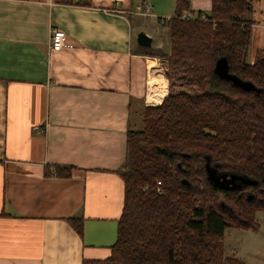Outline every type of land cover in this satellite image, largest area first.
Masks as SVG:
<instances>
[{
  "label": "crops",
  "instance_id": "0c3cea01",
  "mask_svg": "<svg viewBox=\"0 0 264 264\" xmlns=\"http://www.w3.org/2000/svg\"><path fill=\"white\" fill-rule=\"evenodd\" d=\"M189 1L191 15L210 12L212 0ZM175 8L176 0H0V264L110 256L128 129L169 92L160 35ZM251 17L254 62L264 0ZM56 28L73 48L51 49ZM140 31L150 46L137 42ZM55 164L72 166V176L47 175ZM72 216L83 217L82 235Z\"/></svg>",
  "mask_w": 264,
  "mask_h": 264
},
{
  "label": "trees",
  "instance_id": "16d2710c",
  "mask_svg": "<svg viewBox=\"0 0 264 264\" xmlns=\"http://www.w3.org/2000/svg\"><path fill=\"white\" fill-rule=\"evenodd\" d=\"M258 1L212 0L207 15L193 16L189 0H176L174 16L164 22L169 92L159 106L144 108L142 127L127 132L117 239L108 258L82 264H246L225 255L224 238L229 228L258 232L257 212L264 211V50L249 60ZM223 57L231 73L260 91L222 78L215 67ZM208 157L220 172L259 186L213 185ZM72 172L67 165L45 169L60 177ZM68 222L83 234V217Z\"/></svg>",
  "mask_w": 264,
  "mask_h": 264
},
{
  "label": "rangeland",
  "instance_id": "374dc122",
  "mask_svg": "<svg viewBox=\"0 0 264 264\" xmlns=\"http://www.w3.org/2000/svg\"><path fill=\"white\" fill-rule=\"evenodd\" d=\"M167 29L161 30V38L168 51L170 47ZM164 52V51H163ZM165 59V73L167 71L168 53L163 54ZM167 78V76H166ZM168 79V78H167ZM169 81V79H168ZM170 84V81H169ZM135 121L138 122L137 127H142L143 122L141 116H134ZM257 218L261 224L260 231H246L240 228H229L226 231L224 238L225 255L235 256L243 260L246 264H264V211L257 212Z\"/></svg>",
  "mask_w": 264,
  "mask_h": 264
},
{
  "label": "water",
  "instance_id": "95a60500",
  "mask_svg": "<svg viewBox=\"0 0 264 264\" xmlns=\"http://www.w3.org/2000/svg\"><path fill=\"white\" fill-rule=\"evenodd\" d=\"M137 42L142 46H150L153 42L152 37L145 31H140L137 35ZM221 63H224L222 67ZM216 72L224 79L231 81L236 86L247 91H260V89L251 81L243 80L237 75L230 72V66L226 57L220 58L215 67ZM206 173L209 181L215 186H221L226 189L242 190L247 186L257 187L259 182L239 173L220 172L219 165H212L210 158H207ZM184 183H188L187 179H183ZM253 194H248V199L253 198Z\"/></svg>",
  "mask_w": 264,
  "mask_h": 264
},
{
  "label": "built area",
  "instance_id": "2783aa9c",
  "mask_svg": "<svg viewBox=\"0 0 264 264\" xmlns=\"http://www.w3.org/2000/svg\"><path fill=\"white\" fill-rule=\"evenodd\" d=\"M139 9H141L140 6ZM189 16L190 15H184V17ZM166 19L164 18L162 22H165ZM50 47L52 50H61L64 48H73L74 44L69 40V36L64 30L56 28L52 31Z\"/></svg>",
  "mask_w": 264,
  "mask_h": 264
},
{
  "label": "bare ground",
  "instance_id": "6f19581e",
  "mask_svg": "<svg viewBox=\"0 0 264 264\" xmlns=\"http://www.w3.org/2000/svg\"><path fill=\"white\" fill-rule=\"evenodd\" d=\"M153 71H155V70H153ZM155 90H156V89H155ZM165 90H166V88H164V91H163V93L165 92ZM153 93H155V91H154Z\"/></svg>",
  "mask_w": 264,
  "mask_h": 264
}]
</instances>
